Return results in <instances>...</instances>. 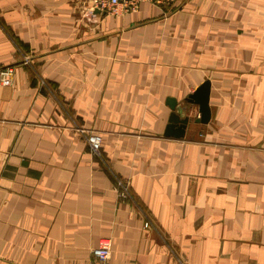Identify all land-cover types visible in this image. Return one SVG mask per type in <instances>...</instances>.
<instances>
[{"label":"crops","instance_id":"0c3cea01","mask_svg":"<svg viewBox=\"0 0 264 264\" xmlns=\"http://www.w3.org/2000/svg\"><path fill=\"white\" fill-rule=\"evenodd\" d=\"M86 7L0 0V264H264V0Z\"/></svg>","mask_w":264,"mask_h":264},{"label":"built area","instance_id":"2783aa9c","mask_svg":"<svg viewBox=\"0 0 264 264\" xmlns=\"http://www.w3.org/2000/svg\"><path fill=\"white\" fill-rule=\"evenodd\" d=\"M148 1L157 6H164L171 9L176 8L179 0H87L86 11L90 14L95 13L96 9L101 12H109L113 14L119 13L121 7L123 11H135L138 9L140 3ZM12 68L0 69V82L6 85L12 84ZM87 141L95 153H99L102 146V137L95 132H89ZM123 196H127L126 189H123ZM112 251L111 238H104L100 244L93 249V254L98 261V264H108Z\"/></svg>","mask_w":264,"mask_h":264},{"label":"water","instance_id":"95a60500","mask_svg":"<svg viewBox=\"0 0 264 264\" xmlns=\"http://www.w3.org/2000/svg\"><path fill=\"white\" fill-rule=\"evenodd\" d=\"M95 13H101L99 9ZM210 80H205L196 89L190 93L181 103L174 97H168L167 105L171 108L168 123L166 125L164 135L171 137H184L187 126L190 123L189 115L190 105L198 106L199 115L195 118L196 122L208 123L211 118L210 107Z\"/></svg>","mask_w":264,"mask_h":264}]
</instances>
